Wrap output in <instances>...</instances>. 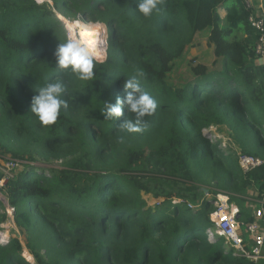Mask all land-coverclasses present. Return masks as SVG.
I'll return each instance as SVG.
<instances>
[{"label": "trees", "instance_id": "obj_1", "mask_svg": "<svg viewBox=\"0 0 264 264\" xmlns=\"http://www.w3.org/2000/svg\"><path fill=\"white\" fill-rule=\"evenodd\" d=\"M50 1L0 0V160L9 154L23 163L4 197L24 237V246L17 236L0 242V264H244L223 253V238L204 234L212 225L205 195L227 193L244 223L252 220L249 189L264 196V163L247 173L237 164L238 153L264 158V67L255 62L252 10L244 0H162L146 18L138 0ZM55 11L106 26V57L93 81L57 67L66 31ZM205 30L220 68L192 59L173 78ZM137 71L158 107L142 132L123 133L119 124L134 114L125 108L107 120L101 111L124 96V80ZM57 78L67 85L68 108L43 126L31 98ZM54 159L60 168L33 164ZM8 220L0 200V230Z\"/></svg>", "mask_w": 264, "mask_h": 264}, {"label": "clouds", "instance_id": "obj_2", "mask_svg": "<svg viewBox=\"0 0 264 264\" xmlns=\"http://www.w3.org/2000/svg\"><path fill=\"white\" fill-rule=\"evenodd\" d=\"M39 2V0H38ZM162 8V0H138L136 10L144 17H151ZM55 49L56 65L59 69L70 71L80 81H93L94 69L101 61V54L98 52V43L102 40H93L90 43L84 42L80 36H73L68 33ZM144 72L137 71L127 77L123 82L125 94L117 97L115 103L104 102L103 110L105 119L113 120L121 117L126 108L129 113L134 114V119L125 118L119 124V130L123 133L142 132L147 127L145 116H151L156 112L158 102L154 96L142 86ZM68 88L64 80L57 78L44 84L37 89L30 102V111L38 118L43 126L56 123L63 109L68 108V101L65 96ZM121 143L124 136L118 137Z\"/></svg>", "mask_w": 264, "mask_h": 264}, {"label": "built area", "instance_id": "obj_3", "mask_svg": "<svg viewBox=\"0 0 264 264\" xmlns=\"http://www.w3.org/2000/svg\"><path fill=\"white\" fill-rule=\"evenodd\" d=\"M34 1L39 5L48 2V0ZM244 4L252 10L247 20L257 33L254 46L255 55L264 58V16L253 12L249 0H244ZM65 29L67 30V28ZM263 163L264 159L261 157L246 153L237 154V164L243 173L253 171ZM20 166H23V163L10 156L2 157L0 160V200L5 204L8 221L12 223L13 208L5 200L4 183L7 179L13 178V172L17 171V167ZM208 195L210 194L205 196L209 197ZM210 197L213 200L212 210L209 213L212 226L204 229L208 239L223 238L225 243L223 252L232 251L233 255L246 258L250 264H259L261 260H264V196L257 200L258 206L253 211L252 221L247 224H243V219L238 217V209L230 201V196L227 193L218 191L211 194ZM172 202L174 204L185 203L190 210L197 209L200 204V202L196 204L184 202L181 199H174ZM245 235L248 236L247 241L244 240ZM3 240L1 239L0 242ZM22 256L25 257L23 252Z\"/></svg>", "mask_w": 264, "mask_h": 264}, {"label": "crops", "instance_id": "obj_4", "mask_svg": "<svg viewBox=\"0 0 264 264\" xmlns=\"http://www.w3.org/2000/svg\"><path fill=\"white\" fill-rule=\"evenodd\" d=\"M249 1L251 2L253 12L256 13V14H260V15L264 16V10H263L264 0H249ZM230 5L231 4H228L224 8H221V9L218 10L219 15H220L221 18H223L225 16L226 9ZM208 35H209V30H205L203 32L198 33L196 35V38H195L194 46L187 47L185 49V51H184L183 56L178 61L180 63H182V62L185 61V58L187 60H190V59L194 58L195 62L202 63V64H204L206 66H210L211 68H212L213 62L217 61L216 65H215V68H220L219 66L221 65L222 58H218V59L215 58V56L213 54V48L205 45ZM239 36L245 38V37H248L249 35H247L246 33H243V34H239ZM253 44H254V41H253ZM256 58L257 59H256L255 62L257 64L262 65L264 67V58H259V57H256ZM187 60H186V62H187ZM184 65H185V68H186L185 72H187L188 71V62H187V64L185 63ZM262 159H264V158H262ZM248 194H249V197L247 198V202L244 204V207H245V209L247 210V213L250 215V217L252 219L253 211L258 206V204H257V200H258V198H257V195H258L257 194V188H255V187L250 188L249 191H248ZM251 200H253L256 203L255 204L256 207L253 208L252 210H248L247 208H248V205L251 204V202H250ZM233 205L236 206L234 203H233ZM198 208H199V206H198ZM197 209H195V210H197ZM238 217L243 219V216L240 215V214H238ZM243 224H247V223H244V221H243ZM211 226L209 228H211ZM204 234L207 236V234L205 233V230H204ZM207 238H208V236H207ZM244 240L245 241L248 240V236L247 235L244 236ZM224 246H225V243L223 242V248H224ZM223 253L230 254L232 256V258L235 259V260H242L244 262V264H250V262L246 258L233 255L232 251L223 252ZM259 264H264V260H261L259 262Z\"/></svg>", "mask_w": 264, "mask_h": 264}, {"label": "rangeland", "instance_id": "obj_5", "mask_svg": "<svg viewBox=\"0 0 264 264\" xmlns=\"http://www.w3.org/2000/svg\"><path fill=\"white\" fill-rule=\"evenodd\" d=\"M46 3H48V5L49 6H51V1L50 0H48V2H46ZM56 12V11H55ZM56 17L62 22V25H63V27H64V29L65 28H67V30H68V32L70 33V34H72L73 36H77V34H76V30H77V24H76V22H81V23H85V24H89V23H92V22H83V21H81V20H79V19H68V18H65V17H63V16H61L60 14H58L57 12H56ZM76 24V25H75ZM69 26H71V27H73L75 30L74 31H72V28L70 29L69 28ZM98 27H99V29H100V32H101V35L100 36H95V39L97 40L99 37H101V40L103 41V40H105L106 39V33H105V31H106V26L103 24V27L101 26V25H98ZM66 30V29H65ZM106 41V40H105ZM106 43H107V41H106ZM103 44H104V42L102 43V47L100 48L99 46V48H97L98 50V52H100V54H101V61H103L104 59H105V57H106V51L104 50L103 51ZM192 59H194V58H192ZM192 59H190V60H192ZM186 58H185V61L184 62H182V63H180L179 61H177L176 62V64H175V68H174V76H173V78L174 77H177V76H179V75H185L186 74V72H185V70H186V68H185V63L187 64V62H188V64H189V61L190 60H187V62H186ZM210 130H211V132H212V139L213 140H219V142H220V146H221V148H223L224 147V142H225V139L224 138H222V136L219 134V133H217V132H215L214 131V129L213 128H210ZM9 156V154H6L4 157H8ZM61 162H62V159H54V160H51L50 162H48V163H44V162H40L39 160L37 161V162H35V163H33L34 164V166H41L42 168H60L61 167ZM23 168V166H20V167H17V171H19V170H21ZM17 171H15V172H13V174H15ZM45 173L46 174H48V172L45 170ZM205 192H207V190L206 189H203ZM208 196H210V195H208ZM251 202V204L250 205H248V210H252L253 208H255L256 207V203L253 201V200H251L250 201ZM8 231L7 232V237L6 238H8L9 236H17L18 237V239L21 241V243L23 244V246H24V237H23V235H21L20 234V232L17 230V228L14 226V223H12L11 221L10 222H7V223H5V224H3L2 225V229L0 230V231ZM11 230V231H10ZM37 231L39 232V233H42L43 232V230L41 229V228H37ZM6 238H2V237H0V240L1 239H6ZM31 241H32V244H34L35 242H34V240L33 239H31ZM24 251H25V253L27 254L28 252H27V249L26 248H24L23 249V254H24ZM42 252V251H41ZM25 258V257H24ZM33 258V257H32ZM26 259V258H25ZM27 260V259H26ZM32 263H34V260H33V262Z\"/></svg>", "mask_w": 264, "mask_h": 264}, {"label": "bare ground", "instance_id": "obj_6", "mask_svg": "<svg viewBox=\"0 0 264 264\" xmlns=\"http://www.w3.org/2000/svg\"><path fill=\"white\" fill-rule=\"evenodd\" d=\"M76 24L78 25L77 26V30H76V34L78 36H80V38L84 41V42H88L90 43L91 41L93 40H96L95 39V36H100L101 35V32H100V29L98 27L99 24H92V23H89V24H85V23H81V22H76ZM75 24V25H76ZM102 26V25H101ZM69 28L71 29L72 28V31H74L75 29L71 26H69ZM102 36V35H101ZM97 40H101V37H99ZM104 41V40H103ZM101 48L102 47V43H98L97 45V48L99 47ZM103 51H104V44H103ZM98 50V49H96ZM7 230L6 231H0V237L2 238H6L8 235H7ZM7 235V236H6ZM28 255V253H27Z\"/></svg>", "mask_w": 264, "mask_h": 264}, {"label": "water", "instance_id": "obj_7", "mask_svg": "<svg viewBox=\"0 0 264 264\" xmlns=\"http://www.w3.org/2000/svg\"><path fill=\"white\" fill-rule=\"evenodd\" d=\"M263 10H264V6H263ZM106 40V39H105ZM104 40V50L106 51V48H107V43H106V41ZM212 199H211V203H212Z\"/></svg>", "mask_w": 264, "mask_h": 264}]
</instances>
